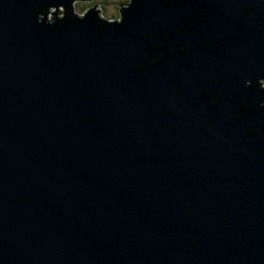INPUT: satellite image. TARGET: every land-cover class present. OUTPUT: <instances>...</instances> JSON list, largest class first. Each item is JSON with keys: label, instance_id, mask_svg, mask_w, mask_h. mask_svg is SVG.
I'll use <instances>...</instances> for the list:
<instances>
[{"label": "water", "instance_id": "obj_1", "mask_svg": "<svg viewBox=\"0 0 264 264\" xmlns=\"http://www.w3.org/2000/svg\"><path fill=\"white\" fill-rule=\"evenodd\" d=\"M61 2L0 0V264H264V0H139L103 35L97 6L36 23Z\"/></svg>", "mask_w": 264, "mask_h": 264}, {"label": "clouds", "instance_id": "obj_2", "mask_svg": "<svg viewBox=\"0 0 264 264\" xmlns=\"http://www.w3.org/2000/svg\"><path fill=\"white\" fill-rule=\"evenodd\" d=\"M134 2L138 3L139 0H128V4H130V8L133 6ZM176 2L177 0H163V3L166 7L170 5H174ZM86 7H87L86 5L80 3V0H62L61 3H56V4L49 3L47 6H45L42 3L39 8H36L34 10V16L36 17L37 24H44L46 22L47 26L50 27L53 32H55L58 28L62 27L64 24H67L69 22L77 23L84 21L87 18L88 14L90 13L82 10ZM189 19L191 23H189L188 27L192 28L195 23V17L190 15ZM123 21H124V17L123 16L121 17L119 14L115 15L114 17L98 16L96 14V18L88 25V27H92L93 25H96V29H95L96 34L103 35L104 32L107 30V27L101 28L99 24H104L105 26H117V25H121ZM183 31H184L183 28L177 29L176 34L179 35ZM149 38L160 39L159 35L156 33H149ZM163 38L164 40L169 39L168 33L165 32ZM221 43L223 42L221 41ZM208 46H209V42L205 41V47ZM153 47L155 49H161L166 47V45L157 43ZM191 47H192L191 45H187L185 47L179 48L178 51L184 53L190 51ZM213 47H215V45H213ZM137 55L140 54L137 53ZM163 59H164V53L159 52V54L154 56L149 63L155 66ZM135 68L137 71H143L145 69V65L143 63H140L135 65ZM257 85L261 91H264V78L259 79L257 81ZM245 87H255V86L252 85L251 81H247ZM238 94L239 93H234V95H238ZM222 95H223L222 93L213 94V92L210 91L205 94V100H210L211 106L215 107L220 101ZM256 107H259L260 109H264V100H261ZM241 109L246 111L254 110L248 108L247 101L237 105V110L239 111ZM228 119L231 120L232 117H229ZM253 131L255 133H260L261 128L256 127L254 130L251 128L248 129L249 134H252Z\"/></svg>", "mask_w": 264, "mask_h": 264}, {"label": "rangeland", "instance_id": "obj_3", "mask_svg": "<svg viewBox=\"0 0 264 264\" xmlns=\"http://www.w3.org/2000/svg\"><path fill=\"white\" fill-rule=\"evenodd\" d=\"M80 3L87 7L82 9L83 11H89L97 6V13L99 16L114 17L119 14L121 16V6L128 5V0H91L80 1Z\"/></svg>", "mask_w": 264, "mask_h": 264}, {"label": "flooded vegetation", "instance_id": "obj_4", "mask_svg": "<svg viewBox=\"0 0 264 264\" xmlns=\"http://www.w3.org/2000/svg\"><path fill=\"white\" fill-rule=\"evenodd\" d=\"M129 5H127L126 7H124V8H121V12L125 9V8H127Z\"/></svg>", "mask_w": 264, "mask_h": 264}]
</instances>
